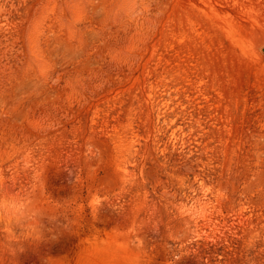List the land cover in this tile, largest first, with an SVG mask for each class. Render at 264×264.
I'll return each mask as SVG.
<instances>
[{
    "label": "rangeland",
    "instance_id": "rangeland-1",
    "mask_svg": "<svg viewBox=\"0 0 264 264\" xmlns=\"http://www.w3.org/2000/svg\"><path fill=\"white\" fill-rule=\"evenodd\" d=\"M0 195V264H264V0H0Z\"/></svg>",
    "mask_w": 264,
    "mask_h": 264
},
{
    "label": "clouds",
    "instance_id": "clouds-1",
    "mask_svg": "<svg viewBox=\"0 0 264 264\" xmlns=\"http://www.w3.org/2000/svg\"><path fill=\"white\" fill-rule=\"evenodd\" d=\"M13 199L15 198L7 195H0V213H11V203ZM42 211L38 202L33 199L32 202L21 212H18L14 218L22 219L27 226L31 219L41 214Z\"/></svg>",
    "mask_w": 264,
    "mask_h": 264
}]
</instances>
